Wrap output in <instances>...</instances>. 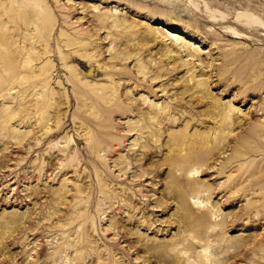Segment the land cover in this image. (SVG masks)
Listing matches in <instances>:
<instances>
[{
    "label": "rangeland",
    "instance_id": "rangeland-1",
    "mask_svg": "<svg viewBox=\"0 0 264 264\" xmlns=\"http://www.w3.org/2000/svg\"><path fill=\"white\" fill-rule=\"evenodd\" d=\"M194 2L264 24V0H0V264H86L91 254L93 264H199L195 259L206 255L215 264H264V29L261 38L225 37L194 13ZM101 19L121 20L128 30L96 32ZM90 43L97 47L88 50L97 56L93 66L83 57ZM130 49L128 61L113 58ZM32 52L41 57L38 69L60 64L55 54L86 65L68 61L53 77L47 92L55 99L45 106L62 96L59 116L67 128L45 146L56 116L47 128L31 120L28 107L41 97H27L24 85ZM147 62L154 71L144 77L138 71ZM97 67L107 74L93 79ZM71 72L79 80L68 86ZM85 83L118 87L120 101L136 106L100 120L109 128L92 158L87 146L101 127L74 119L68 100ZM108 143L111 156L103 151ZM193 149L202 159L189 164L199 168L190 175L196 190L183 196L178 186L171 193L168 180L182 171L168 161ZM144 152L152 156L147 161ZM99 185L104 191L97 195ZM95 190L93 210L73 221ZM183 197L190 209L182 208ZM203 211L227 227L213 226L214 238L194 240L208 225L191 218L189 227L183 214ZM179 238L184 244L177 246ZM188 242L197 244L193 252ZM254 245L259 249L246 256ZM165 248L166 257L155 256Z\"/></svg>",
    "mask_w": 264,
    "mask_h": 264
},
{
    "label": "bare ground",
    "instance_id": "bare-ground-1",
    "mask_svg": "<svg viewBox=\"0 0 264 264\" xmlns=\"http://www.w3.org/2000/svg\"><path fill=\"white\" fill-rule=\"evenodd\" d=\"M193 7H192V10L194 11V13L198 17H200L204 22L210 23L212 25V26L211 25L210 26L214 29V31L220 32L225 37L235 35L237 38L242 37V36L252 37V38H261L260 35H257L260 30L264 29V24L261 21H257L253 18H249V17L243 16V15H242V17H240L241 15L233 17V15L223 14L221 12L216 11V9H213L211 6L202 5L199 2H194ZM109 25H111V27ZM113 27L121 28V27H124V24H123V22H121V20H117V19L113 20L112 24H108V20L101 19V21L99 23V29H97L96 32H99L102 28H105V29L109 28L110 30H112ZM124 28H126V27H124ZM127 30L128 29L126 28V31ZM218 32H216V33H218ZM124 33L126 34V32H124ZM148 35L149 34H147L142 41L148 40L149 39ZM91 37H93V36H91ZM123 38H126V37H123ZM83 48L86 50L85 53H87V54H83V57L86 59L89 58L90 60L87 59L88 60L87 62L90 64V66H93V64L96 63V61L94 59L97 56H95L93 54H88V50H91V48L97 50V47L95 45H93V43H90L87 45H83ZM48 52L49 51L44 50L42 52V54L46 55V54H48ZM132 53H133V51H131V49H130L128 54L123 55V58L120 57L121 53L114 54L113 58H118V59L120 58L123 61H128L129 58H132L131 57ZM170 53H171V51H169V54ZM29 55L31 57L28 58L27 64L24 65L25 66V75H24L25 76L24 77L25 84L24 85L26 86V92L28 93L27 97L32 96L34 98L35 96H38L41 94V97L37 98L35 103H33V104L31 103L28 107V109H29L28 112L30 113L31 120L34 119V117H35L36 122L40 121L39 122L40 126H42V127L44 126L45 128H47L48 123L54 117L52 115V113H54L56 116V119H55L56 130H52V129H50V131L47 130V132L45 133V136H46L45 141H43L41 143L42 146L43 145L45 146L48 143L49 139H51V137L59 136L67 128V124L63 123L60 119V116H59V113H61L62 96L57 95L58 98H56V101L53 104H50V106L46 107L45 105L47 104L48 98L50 99V97H51L52 99H55L54 97L56 95V94L51 95L50 93L48 94L47 89L51 85V81H52L53 77H61L60 73L63 71V67H65L66 62H68V61L77 62L80 66L82 65L84 67L86 65H84V62L82 63V60L84 61L85 59H83V58L79 59V58H76L74 56H70V57H64L63 56V57H61L59 54H55V56H56L55 58L57 59V61L60 64H57V65L54 64L53 65L52 62H49V64H45L42 67H39V69H38V64L35 62H38L41 57L38 56V54H36L34 52L29 53ZM91 59H92V61H91ZM146 70H147V72L145 73ZM153 71H154V68L152 67L151 64H148V62H147L145 64V66L138 71V73H141L144 77H146L147 74L152 73ZM9 72H10V76L12 78L17 77L16 76L18 73L17 68L10 69ZM54 73H56L55 74L56 76L53 75ZM77 74H76V72H71V76L69 75L70 77L67 79V82H66V84L68 86H70V84L74 85L77 82V80H79V73H77ZM92 74H93L92 78L95 79V78H98L99 76L106 75L107 71H102L99 67H97V68H94L92 70ZM121 74L127 75V73H124V72H122ZM155 79H156L155 77L151 76L152 81H154ZM119 94H121V92H120L119 88L115 87V86L114 87L113 86H104V85L95 86V85H91L89 83H85L82 86L75 87L73 89V93H70L68 96L70 106L76 107V113L74 115V119H77V120L82 121V122L84 121V122L91 124V125L97 124L98 126L100 125V127H101L99 130H97V133H98L97 136L92 138L90 145L87 146L86 153H87V157H89V158L90 157L92 158V156H94L96 153L100 152V148H98L99 142L102 141V137L104 138V136H105L103 134H106V130L109 128L108 124L105 125V122H102L100 120H115L116 116L128 114V113H130L136 109V106H134L133 103H131L130 106H127L125 104V102L120 101L119 97H121V96ZM115 96L117 99L114 98ZM45 108H47V109L45 110ZM154 117H157V118L159 117L157 120L158 124H160V125L164 124V121L162 120V117L160 115H155ZM154 120H156V118H154ZM171 123H173V122L171 121ZM248 136H249V134H248ZM237 139H239V138H237ZM241 141H243V140H241ZM108 144L110 145V147H105L103 149V151L105 152V154L107 156H111V154L114 152V150H113L114 143H108ZM173 144H175V143H173ZM38 146H39V144L37 145V147ZM198 146H201V145H198ZM235 148H236V143H235ZM185 150L187 151V149H185ZM148 152H150V151L148 150ZM148 152H144V160L145 161H147L148 159H150L152 157L151 156L150 158H148L151 155ZM155 154H156V152H155ZM174 157H176V156H174ZM173 158H172V160L168 161L169 166H171V167L175 166V167L179 168L180 171H182L181 172L182 174L180 176H177L175 174L174 175L170 174L171 177L168 180V185H170V188H171L170 192L173 193L174 191H176L175 189H177L179 186V187L183 188V189L182 188L181 189L184 190L183 191L184 193L183 194L181 193V195L184 196L186 192L196 190V189H194V188H196V187H194V185L197 181L195 182L196 179L191 180L190 175L198 174V172H199L198 171L199 168H197V169L192 168L189 166V164L192 161L196 162V164H197V162L202 161V159L200 157H198V152H196V150L194 151V149L192 150V153L189 152L187 154L181 155V157H178L177 159L176 158L173 159ZM72 160H73V158L71 159L70 157L68 159H66L65 162H67V163L63 166V168L68 170L69 167L71 166ZM182 182H185L186 185L185 186L182 185ZM99 187H100L99 191L96 192V190H95L89 194V196H91V199L89 198L86 201L87 203H85L84 212H77V213H75V216H72L73 221H83L85 219L86 215L91 210H93L94 195L96 193L98 195L99 193L104 191V187H102L100 185H99ZM78 191H80L82 194H84L85 191H87L86 186H84L83 188H79ZM179 197H180V194H179ZM184 198L185 197L181 198V199H183L182 200L183 201L182 202V208L185 210H187L188 208L190 209V204L188 203V201H185ZM192 199L195 200V196H193ZM59 202L60 201L58 198L56 200L55 204H59ZM196 204H198V203H196ZM122 207H123V205H119V208H122ZM109 208L115 209V204L111 205ZM135 208L136 207H130V212L131 211L134 212ZM104 213H106V210L104 208L99 209V214H104ZM190 214H191L190 212L188 213V215L186 213L185 216L183 214L182 222H184L187 226L189 225L188 224L189 222H187V221L191 218L197 220V222L201 223L202 226L208 225V228H207L208 230H205V232H204L206 234L204 236L200 232H199L200 236H197L196 234H194V240L195 239L209 240L211 238H214L217 233L215 231H211V228L213 226H214V228L216 226H225V225L227 227V222H225L224 219L221 220L220 222H217L214 224L213 223V217L209 216V214L206 211H203L197 217H193L195 215L191 216L192 214L191 215ZM191 222L192 221H190V223ZM24 223H26V222H24ZM29 223H31V222H29ZM233 224L234 223H232L231 226H233ZM189 227H190V225H189ZM190 233H192V232H190ZM202 237H204V238H202ZM85 241H86L85 238L81 240L82 243H85ZM224 241H225L224 246L229 244L228 241H226V240H224ZM222 243H223V240H222ZM180 244L181 245L184 244V240L182 241L181 238L176 240L175 245L179 246ZM141 247H143V246H141ZM141 247H139V248H141ZM144 247H146L148 250L151 251V249H149V245H144ZM239 247H240V245H239ZM196 248H197V244H195L194 242H188L186 244V249L188 250V252H193ZM219 248H221V247H219ZM258 249H259L258 246L254 245V247L249 249L245 255L247 256L250 251L256 252ZM168 252H169V250H166V248H165V249L158 251V253H156L155 256H157L158 258L166 257ZM41 253H42V250L38 252L39 255H41ZM169 257L171 258V262H175V260L177 259L176 258L177 256L170 255ZM80 259H82V257L74 259V262L77 260H80ZM87 259H88V257L86 256L84 263H86L88 261L86 264H89V263L93 264L95 262V255L93 256L91 254V257L89 256V259L88 260ZM96 259H97V257H96ZM195 261H198L199 264H215L216 263L214 260L210 259L207 255L197 257V259H195Z\"/></svg>",
    "mask_w": 264,
    "mask_h": 264
}]
</instances>
